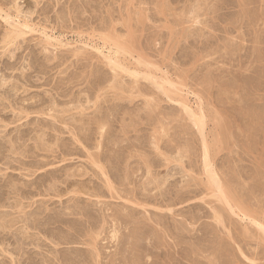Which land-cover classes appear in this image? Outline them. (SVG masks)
Instances as JSON below:
<instances>
[{
	"label": "rangeland",
	"instance_id": "1",
	"mask_svg": "<svg viewBox=\"0 0 264 264\" xmlns=\"http://www.w3.org/2000/svg\"><path fill=\"white\" fill-rule=\"evenodd\" d=\"M0 264H264V0H0Z\"/></svg>",
	"mask_w": 264,
	"mask_h": 264
},
{
	"label": "bare ground",
	"instance_id": "2",
	"mask_svg": "<svg viewBox=\"0 0 264 264\" xmlns=\"http://www.w3.org/2000/svg\"><path fill=\"white\" fill-rule=\"evenodd\" d=\"M5 20L10 24V28H11V30H10V32L7 34V36H8V38L10 39V40H12L11 38H13V39H17L18 37H20V36H22V35H24L25 34V30L22 28V27H27L26 26V24H20L19 22H17V21H12L11 19H10V16L7 14L6 16H5ZM14 41V40H13ZM49 41V40H48ZM118 43V42H117ZM119 45V44H118ZM121 46H122V44H121ZM120 46V47H121ZM120 47H118L119 49H120ZM125 47V46H124ZM126 49V48H125ZM126 51V50H125ZM128 51V50H127ZM126 51V52H127ZM118 52H119V50H118ZM121 52H123V51H121ZM111 63V65H112V67L114 68V69H116L117 67H119V65H120V62L118 61V62H116L115 60L114 61H110ZM141 63L140 65H145L147 68H148V71H146L145 73H144V75L145 76H147L149 79H151L154 83H155V85L158 87V89H160V90H162L165 94H167V96L170 98V99H173V100H176V101H178V102H180V100H179V98L181 99V101H183V104H184V101H185V98H184V95H183V93L181 92V88H180V86H176V85H168L167 84V81H164V80H157V77H152V78H150L151 77V72L149 71V69H150V66L149 65H147V63H146V61L144 60V59H142V58H138L137 59V65H139L138 63ZM136 73V71L134 70V71H132L130 74H135ZM174 95V96H173ZM185 109H186V111H188V112H190V114L192 115V117L194 118V123L196 124V125H198L199 127H201V123H202V117H203V113H202V109H201V107H199V109H197V111H195L194 109L193 110H191V107H189V105H186L185 106ZM222 118V117H221ZM221 118L219 119V122H221L222 120H221ZM221 120V121H220ZM217 122H218V119H217ZM224 122V120L222 121V123ZM104 123V122H103ZM224 124H225V122H224ZM103 125V124H102ZM223 124H221L220 126H222ZM225 127H226V125H225ZM227 128V127H226ZM224 129V128H223ZM223 135H225V134H223ZM205 146V149L207 150V145L205 144L204 145ZM207 156V155H206ZM206 164H207V160H206ZM206 171L208 172L209 171V167L207 166L206 167ZM208 188L210 189V190H212L213 192H214V188H215V180H214V178L212 177V176H209V178H208ZM212 192V193H213ZM225 194H226V192L225 191H223V195H224V197L226 198V196H225ZM223 195H220V200H222V201H224V198H223Z\"/></svg>",
	"mask_w": 264,
	"mask_h": 264
}]
</instances>
